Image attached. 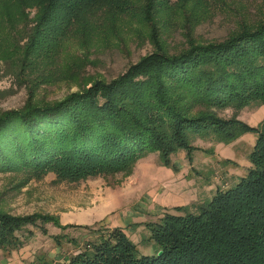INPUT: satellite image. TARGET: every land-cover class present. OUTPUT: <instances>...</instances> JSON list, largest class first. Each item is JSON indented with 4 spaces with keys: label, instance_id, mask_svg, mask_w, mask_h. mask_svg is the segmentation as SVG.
Returning <instances> with one entry per match:
<instances>
[{
    "label": "trees",
    "instance_id": "trees-1",
    "mask_svg": "<svg viewBox=\"0 0 264 264\" xmlns=\"http://www.w3.org/2000/svg\"><path fill=\"white\" fill-rule=\"evenodd\" d=\"M212 1L0 0V60L16 77L44 80L41 71L57 61L65 40L88 48L118 22L145 27L154 47L110 80L89 77L51 102H37L30 89L22 107L1 110L0 169L51 171L76 181L131 173L139 158L157 152L163 166L176 170L171 155L184 150L189 157L194 136L227 144L255 135L243 175L146 224L154 255H140L122 228L100 226L82 249L55 264H264V118L250 125L236 115L264 104V10L220 40L185 34L186 45L175 52L160 35L168 16L178 15L189 29ZM225 109L233 115L221 116ZM39 222L61 226L49 215L0 211V249L21 248L29 226Z\"/></svg>",
    "mask_w": 264,
    "mask_h": 264
},
{
    "label": "rangeland",
    "instance_id": "rangeland-1",
    "mask_svg": "<svg viewBox=\"0 0 264 264\" xmlns=\"http://www.w3.org/2000/svg\"><path fill=\"white\" fill-rule=\"evenodd\" d=\"M260 10H264V0H214L209 5L204 19L197 23L192 20L189 29L178 15L168 16L167 22L164 24L160 22V35L168 51L175 52L186 45L185 34L190 33L199 41L220 40L236 27L238 21L256 18ZM153 48L145 27L135 22L133 24L118 22L115 31L108 32L106 37H101L88 48H81L72 39L65 40L64 51L60 52L57 61L48 69L41 71L47 73L44 80L36 74L16 77L12 68L0 60V111L22 107L30 89L34 90L37 102H51L79 90L89 77L110 80ZM74 64L77 67L81 66L76 73L71 74L72 68L76 70ZM254 109L255 107L249 106L239 110L236 115L248 124L256 125L258 122L252 113ZM219 114L230 117L233 110H220ZM254 141V133L246 132L227 143L229 146L223 147L222 150L228 155L234 150L240 155L237 161L245 164ZM191 143L197 149H194L189 157L184 158L186 152L179 150L178 153L171 155V159L172 161L185 159V166L193 164L194 169L191 173L198 178L201 185H205L210 178L208 169H211L209 165L211 158L208 153L215 149L214 142L197 135L192 138ZM158 166H163L158 153L150 152L137 161L131 173L97 175L76 181L59 179L51 171L40 174L29 168L0 169V211L18 216L49 215L61 225L39 222L38 226H29L32 235H26L25 232V244L9 252L1 249L3 253L0 254V260L2 257L9 264H55L77 252L88 240L97 235V232L92 230L102 226L99 223L103 219L100 216L103 210L112 212L117 209L120 215L126 216V210L139 207L140 196L141 200L143 196H148L150 189L141 187L143 184L141 179H145L146 176L148 179ZM224 166L227 167L218 164L221 171L218 169L215 173L216 178L212 177L207 187L225 188L235 181L238 174L246 171L245 166L231 164ZM161 175L165 176L164 173ZM112 194L113 198H108ZM104 206L106 207L103 209ZM137 225L125 228L127 235L136 245L140 255H154L157 245L150 238L149 228L146 224Z\"/></svg>",
    "mask_w": 264,
    "mask_h": 264
},
{
    "label": "crops",
    "instance_id": "crops-1",
    "mask_svg": "<svg viewBox=\"0 0 264 264\" xmlns=\"http://www.w3.org/2000/svg\"><path fill=\"white\" fill-rule=\"evenodd\" d=\"M252 113L256 118V122L262 120L264 118V104H261L260 106L256 107L252 111ZM242 137H248V136H242ZM253 145L254 144L252 143L251 146ZM225 146H229V145L214 142L215 149L213 150V152L208 153L209 157L211 158L209 159L210 160L209 165L211 169L210 168L208 169V171H210V178L208 179L205 185H201V182H199L198 178L193 176V174L191 173V170L194 169L193 164L185 166L184 164L185 159L184 160L174 159L173 161L176 170L165 166H160V167L158 166V168L154 170V173H152L148 179H146V177L148 176H146L145 179H141V181H143L141 187H149L150 189L148 192V196H143L142 200L140 196L139 198L140 205L138 208L136 209L132 208L126 210L127 212L126 216L120 215V213L117 212V209L112 212L111 211L108 212L107 209L103 210V212L100 214V216L103 217V219L101 220L102 222H100L99 224H101L102 226L105 225L108 228L120 227L126 232L125 228H130L133 225H137V224L142 226L143 224H147L150 221L153 222L157 220L168 209H172L175 206L188 205L190 202L196 201L199 198H201V196L207 197L211 195L214 192L213 190L216 189L217 187L210 189L209 187H207V184L211 183L210 179L212 177L213 179L216 178L215 173L219 169L218 164H220L222 167L225 168L227 166L224 165L227 164H231L234 166H245L246 168L249 166L248 159H246L245 164L239 163L237 161V158L238 156L240 157V155L239 154L237 155V153H235L234 150H232L231 152L232 154L230 155L225 153L222 150L223 147ZM184 158H186V153ZM140 159L141 158H139L138 160ZM136 163L134 167H136ZM219 170L221 171V169ZM226 170L228 171V168ZM163 173L165 174L164 177L161 175ZM243 173H240L238 175L241 176L243 175ZM233 176L235 175L233 174ZM113 196L114 195L112 194L111 196H108V198L112 199ZM107 204L108 202H106V205ZM105 207L106 206H104L103 209ZM111 213L113 215H109ZM1 253L3 252H1L0 249V254ZM1 259L2 260H0V264H9L2 257Z\"/></svg>",
    "mask_w": 264,
    "mask_h": 264
},
{
    "label": "water",
    "instance_id": "water-1",
    "mask_svg": "<svg viewBox=\"0 0 264 264\" xmlns=\"http://www.w3.org/2000/svg\"><path fill=\"white\" fill-rule=\"evenodd\" d=\"M158 254H161V251H159Z\"/></svg>",
    "mask_w": 264,
    "mask_h": 264
}]
</instances>
